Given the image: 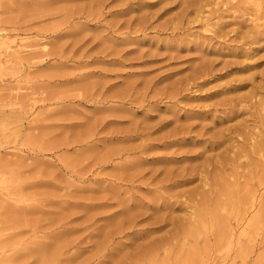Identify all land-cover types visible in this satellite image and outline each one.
<instances>
[{
	"label": "rangeland",
	"instance_id": "rangeland-1",
	"mask_svg": "<svg viewBox=\"0 0 264 264\" xmlns=\"http://www.w3.org/2000/svg\"><path fill=\"white\" fill-rule=\"evenodd\" d=\"M256 1L0 0V264H264V120L249 101L225 116L264 99V39L239 38L264 20ZM241 126L246 143L226 132ZM216 134L225 144L211 149ZM229 146L206 184L228 181L209 194L197 178L163 181ZM158 193L171 208L139 207ZM124 210L147 214L125 229Z\"/></svg>",
	"mask_w": 264,
	"mask_h": 264
},
{
	"label": "bare ground",
	"instance_id": "bare-ground-1",
	"mask_svg": "<svg viewBox=\"0 0 264 264\" xmlns=\"http://www.w3.org/2000/svg\"><path fill=\"white\" fill-rule=\"evenodd\" d=\"M231 1V0H230ZM253 5H255V6H251L253 9H254V16H256L255 18H256V20L257 19H264V11L263 12H260V11H258L257 9H258V7L261 5V2H260V0H257L256 1V4L254 3ZM255 7V8H254ZM252 9V10H253ZM243 12V11H242ZM244 13V12H243ZM250 13V12H249ZM261 14V15H260ZM261 21V20H260ZM255 21H252V23H254ZM240 39H243L244 40V43L246 44V45H253V44H255V43H258L262 38L264 39V20L261 22V23H258V22H256L254 25H252V27H251V29L249 30V32H247L244 36H241V37H239ZM1 44H2V42H1V39H0V50H1V48H2V46H1ZM255 51V49H251L250 50V52L248 53V52H245V54H243L244 55V57H248V56H252L253 55V52ZM236 65H238L239 66V69L241 70V71H246V70H248L249 68H253V65H247V64H244L243 62L242 63H239V64H236ZM0 68H1V64H0ZM260 86V85H259ZM258 86V87H259ZM242 87H244V85H242L241 84V82L239 83V84H237V85H234V86H232L231 88H230V91L231 90H236V89H239V88H242ZM261 89V88H260ZM246 101H249L250 102V108H254V112H251V113H249L250 114V116H251V118L253 119V121L254 122H259L260 120H261V122L264 120V115H262L260 112L261 111H263L264 112V99L263 100H260V101H257L258 103L257 104H255L254 102H252V101H250V98H249V100L247 99V98H244V99H240V100H238V102L237 103H234V104H232L231 105V107L229 108L230 110H229V112L228 113H226L225 114V116H226V118H230L231 116H234L241 108L243 109V107L244 106H242L241 108H238L237 107V105H240L241 104V102H246ZM248 112H249V110H248ZM263 123V122H262ZM260 124V123H259ZM242 127V126H241ZM204 127H202V129H203ZM261 128V127H260ZM250 131V130H249ZM179 132H181V131H179ZM182 132H183V130H182ZM186 132V131H185ZM224 132V131H223ZM226 132L230 135V134H233V135H237V136H239L241 139H242V141H244L245 143L246 142H248L249 141V139H251V135H252V132H248V130H244L243 129V127L240 129L239 127H233V128H231V129H227L226 130ZM263 133H264V131H262ZM176 133V132H175ZM174 133V134H175ZM188 133H190V132H186L185 133V135H188ZM173 134V133H172ZM180 134V133H179ZM183 135H184V132L182 133ZM181 134V135H182ZM222 134V133H221ZM221 134H216V135H212L211 137H209L208 138V147H210L211 149H215V148H218V147H220L221 145H223V144H225L224 142H225V140L224 139H222V136H224V135H222L221 136ZM175 135H178V134H175ZM180 135V136H181ZM228 135V136H229ZM258 135V134H257ZM261 135V134H260ZM203 137V135L201 134V133H196L194 136H193V138L192 137H188V139H194V141H193V143L194 144H200V143H202L203 141H205L204 139H201ZM226 137V136H225ZM254 137V136H253ZM263 137V136H262ZM261 137V138H262ZM175 138H177V136L175 137ZM179 139H169L170 141H168V142H164V146H168V145H174V144H178V141H184V140H186L187 138H185V137H178ZM232 138V137H231ZM168 139V138H167ZM212 139V140H211ZM207 140V139H206ZM232 140V139H231ZM243 142V143H244ZM259 142V141H258ZM258 142H257V144H254L253 145V147H254V153L252 152V154H255L258 150H259V144H258ZM263 143V142H262ZM248 144V143H247ZM244 145V144H243ZM261 145V144H260ZM146 147H143L142 148V150H144V153H147L150 149H154V148H156L158 145H154V144H147V145H145ZM206 146H207V144H206ZM206 146L204 147V150L206 149ZM209 149V148H208ZM229 149H232V146H229L228 148H225V150H224V152L223 153H220V155H218L217 157H216V160L215 161H212L210 158H203V161H202V163L198 166V168L197 169H194L193 170V172H194V174H191V172L190 173H184V170H181V171H177L175 174H174V172L175 171H171V170H169V169H163V174H164V178H163V181L166 183V184H168L169 186H170V188H174V187H179V186H183V185H185V184H188V183H191L194 179H199L201 182L202 181H205L204 182V185L205 186H208L207 184H206V181H207V179H209V177H208V175H210V173L212 172V170L210 169V167L213 169V171L214 170H219V171H222L223 173H224V171H225V167H226V165H227V160H228V154L229 153H227V151L229 150ZM203 150V151H204ZM253 150V149H252ZM252 150H250V151H252ZM206 151V150H205ZM261 151V150H260ZM192 153H193V151H191ZM246 153V152H245ZM249 153V152H248ZM173 154L174 153H172L171 154V156L170 157H166L165 159L166 160H163V161H159V162H163V163H165V164H169V163H173L172 161H174V157H173ZM202 154H203V152L202 153H200V152H197V154H195V156H197V157H201L202 156ZM243 154V153H242ZM251 153H249V155H250ZM257 154V153H256ZM189 159V156H183V157H179L178 159ZM168 160V161H167ZM228 169V168H227ZM217 172V171H216ZM154 174V173H153ZM151 175H152V172H151ZM212 175V174H211ZM210 175V176H211ZM229 176V175H228ZM230 177V176H229ZM236 177V176H235ZM129 178V177H128ZM244 178V177H243ZM218 179L219 178H217V180H215L216 182L218 181ZM224 178H222L220 181H222ZM141 180V179H140ZM149 180V179H148ZM225 181H228V180H226V178L224 179ZM234 180V179H233ZM214 181V182H215ZM220 181L219 182H217L216 183V185L218 186L219 184H223V182L222 183H220ZM160 182H161V179H160ZM214 182H212V185H215V183ZM210 186H208L207 187V189L205 190H203V192H206L207 194H209V192H211V188H212V185L211 184H209ZM216 186V187H217ZM231 186V185H230ZM219 187V186H218ZM227 187V186H226ZM226 187H224V185L221 187V185H220V188H222L223 190H221V189H219V190H221V191H224V193H225V191L227 190V188ZM229 187V186H228ZM162 189L164 188V190L167 188V185H164V186H162L161 187ZM225 188H226V190H225ZM218 190V191H219ZM230 190V189H229ZM228 190V191H229ZM215 191V190H214ZM217 191V190H216ZM231 192V191H230ZM159 194V193H158ZM204 194V193H203ZM216 194H217V192H216ZM221 194H223V192H221ZM226 194V193H225ZM181 195H185L186 197H188V195H191V196H194V195H196V190L195 191H184ZM224 195V194H223ZM227 195H230V193H227ZM113 196V195H112ZM159 196V197H158ZM158 196H156V197H158L161 201H160V203L158 204V203H156V205H152V206H150V205H148V203H144V202H142V201H140V203L138 204L139 205V207L140 208H145L146 209V211H147V209H151V211H152V213L153 214H157V211H159L160 209H168V208H171V206L173 205V203L171 202V201H169L170 200V198L171 197H164V195H162L161 193L158 195ZM170 196V195H169ZM180 196V195H179ZM178 196V197H179ZM206 196V195H205ZM214 196V195H213ZM217 196V195H216ZM215 196V197H216ZM225 196V195H224ZM244 196V195H243ZM155 197V198H156ZM203 197H204V195H203ZM157 198V199H158ZM195 198V197H194ZM192 200L193 198H189V200ZM217 199V198H216ZM194 200V199H193ZM192 200V201H193ZM219 200V199H218ZM225 200V199H224ZM239 200V199H238ZM125 201V200H124ZM200 201H202V202H200L199 204H197V207H196V209L194 208L193 209V211H195L194 213L196 214V213H198V212H200V211H204L205 209H206V206H207V203L208 202H206L207 201V199H203L202 198V196H201V200ZM153 202V201H152ZM248 202V201H247ZM50 203H51V201H50ZM212 203V202H211ZM73 205H75V206H77L78 204L77 203H72ZM214 205V204H213ZM247 205V204H246ZM254 205V204H253ZM94 206H98L97 204H93V205H91V204H88V205H86V207H94ZM134 207H136L137 209H138V206H134ZM224 207V206H223ZM241 207H242V205H241ZM241 207H240V209H241ZM254 208V207H253ZM129 209V208H128ZM213 210H214V208H212ZM140 211V210H139ZM123 213V212H122ZM171 213V212H170ZM204 213H206V211L204 212ZM124 214L126 215L125 216V220H124V222H122V223H125V225L127 226L125 229H128V228H132L133 227V225H136V223H138L137 221V219H140L141 217H143V216H145V214H147L145 211L144 212H136V214L135 215H133V214H131V213H129V210H127V211H125L124 210ZM166 214V213H165ZM168 214V213H167ZM191 214V213H190ZM199 215V214H198ZM202 216V215H201ZM200 215H199V217L198 218H200L201 217ZM168 218H169V216H168ZM204 218V217H203ZM211 218V217H210ZM201 219V218H200ZM225 219V218H224ZM154 220H155V222L154 223H156V222H167V221H165V218L164 217H159V218H154ZM184 220V218L183 219H180V218H175V217H170V219H168V221H169V224H171V225H173L174 223L176 224V223H179L180 221H183ZM186 220V219H185ZM184 220V221H185ZM221 220L222 219H220V221L219 220H217V223H218V221L219 222H221ZM205 221V220H204ZM203 221V222H204ZM223 221V220H222ZM225 221V220H224ZM209 222H210V220H209ZM185 223V222H184ZM192 223V222H191ZM174 224V225H175ZM202 224V223H201ZM221 224H223L222 222H221ZM226 226H227V224H225ZM224 225V226H225ZM216 226H217V224H216ZM221 226H223V225H221ZM223 226V227H224ZM222 227V228H223ZM183 228V227H182ZM185 228V227H184ZM215 228V227H214ZM219 228H220V224H219ZM225 228V227H224ZM96 229V228H95ZM98 229V228H97ZM96 229V230H97ZM201 229H202V227H201ZM174 230H176V229H174ZM227 230V229H226ZM95 231V230H94ZM201 231V230H200ZM204 231V230H203ZM119 232H120V230H119ZM144 232H146V231H142V232H138L137 233V235L138 236H141V235H144L145 233ZM116 233H118V231L116 232ZM146 235V234H145ZM224 238V237H223ZM162 240V239H161ZM153 241V240H152ZM155 241V240H154ZM160 242V241H159ZM153 244V247H154V245L156 244V243H152ZM161 244V243H160ZM150 246V245H149ZM157 246V245H156ZM158 247V246H157Z\"/></svg>",
	"mask_w": 264,
	"mask_h": 264
}]
</instances>
